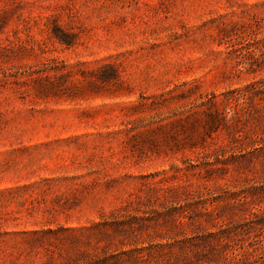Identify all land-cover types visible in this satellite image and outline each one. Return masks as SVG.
Wrapping results in <instances>:
<instances>
[{"label": "rangeland", "instance_id": "obj_1", "mask_svg": "<svg viewBox=\"0 0 264 264\" xmlns=\"http://www.w3.org/2000/svg\"><path fill=\"white\" fill-rule=\"evenodd\" d=\"M0 264H264V0H0Z\"/></svg>", "mask_w": 264, "mask_h": 264}]
</instances>
